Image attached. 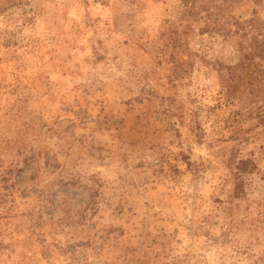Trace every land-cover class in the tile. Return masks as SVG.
Masks as SVG:
<instances>
[{
  "label": "rangeland",
  "instance_id": "374dc122",
  "mask_svg": "<svg viewBox=\"0 0 264 264\" xmlns=\"http://www.w3.org/2000/svg\"><path fill=\"white\" fill-rule=\"evenodd\" d=\"M252 18L264 0H0V264H264Z\"/></svg>",
  "mask_w": 264,
  "mask_h": 264
},
{
  "label": "trees",
  "instance_id": "16d2710c",
  "mask_svg": "<svg viewBox=\"0 0 264 264\" xmlns=\"http://www.w3.org/2000/svg\"><path fill=\"white\" fill-rule=\"evenodd\" d=\"M186 2L190 0H184ZM209 16V15H208ZM234 24L236 25V29H244L245 26H248L250 29L254 31V34L251 35L249 47L251 51L247 54V56H258L264 58V23L256 22L253 18L244 20V21H237L234 20ZM246 33V31H243Z\"/></svg>",
  "mask_w": 264,
  "mask_h": 264
}]
</instances>
